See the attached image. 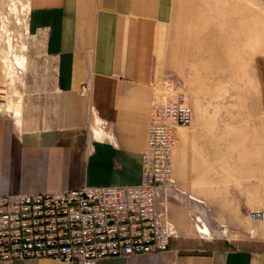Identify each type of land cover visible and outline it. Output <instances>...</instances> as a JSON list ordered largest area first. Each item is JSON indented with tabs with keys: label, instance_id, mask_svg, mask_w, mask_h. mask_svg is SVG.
<instances>
[{
	"label": "crops",
	"instance_id": "crops-1",
	"mask_svg": "<svg viewBox=\"0 0 264 264\" xmlns=\"http://www.w3.org/2000/svg\"><path fill=\"white\" fill-rule=\"evenodd\" d=\"M187 1L179 4L188 5ZM29 4L27 31L53 70L47 75L51 82L47 92L39 89L32 105L28 98L23 107L29 120L19 125L10 112L0 109V195L140 183L151 111L169 94L160 91L166 86L159 83L164 61L158 44L159 32L174 19L176 0H30ZM233 4L236 12L230 22L236 26L240 14L238 3ZM205 5L202 0L188 6L191 19L195 12L206 14ZM247 10L246 32L257 42L263 40L264 17ZM183 20L187 26L188 20ZM209 47L214 49L210 58L220 54L221 46ZM258 110L264 138V105ZM184 140L182 136L175 163L182 177ZM229 159L230 175L235 171L236 179L241 167L247 172L246 183L253 182L254 168L264 167V157L256 163L248 154ZM176 209L171 208L172 219ZM229 210L235 211L233 204ZM182 249L173 240L172 248L162 253L109 257L96 264H264V248ZM10 264L66 263L41 257Z\"/></svg>",
	"mask_w": 264,
	"mask_h": 264
},
{
	"label": "rangeland",
	"instance_id": "rangeland-1",
	"mask_svg": "<svg viewBox=\"0 0 264 264\" xmlns=\"http://www.w3.org/2000/svg\"><path fill=\"white\" fill-rule=\"evenodd\" d=\"M29 1L0 0V109L12 111L19 125L27 115L25 118L22 108L18 110L21 120L18 118L16 101L25 105L30 99L31 104L39 89L47 92L51 83L47 75L53 70L43 57L41 45L27 31ZM188 1V5L181 7L176 0L174 19L159 32L158 44L164 61L159 83L166 86L161 93L171 94L166 99L186 94L194 112L190 125L174 131L176 137L179 133L175 148L185 137L184 176L176 171V149L173 172L178 190L169 194L170 217L171 208H178L176 219H172L178 231L174 240L187 252L236 247L263 249L264 221L252 220L250 213L264 210V167L255 166L253 182L246 183L245 169L239 167L235 179V171L230 175L227 166L231 157L248 154L255 158V163L264 157L258 110L264 105V47L259 45L264 39L255 41L243 27L247 8L264 17V4L261 0H204L206 14L200 12L198 16L195 12L194 20L188 6H197L202 0ZM235 1L237 15L240 14L236 26L230 22L236 12ZM183 18L188 20L187 26ZM212 29L215 32H209ZM188 42L194 46H187ZM210 45L221 46L220 54L210 58L214 50ZM15 57L24 58V64H17ZM215 186L222 189L215 191ZM231 186L232 191L228 190ZM194 187L211 190L199 191ZM229 204L234 205L233 213ZM203 225L210 231L208 236L198 230ZM251 230L255 231L253 235Z\"/></svg>",
	"mask_w": 264,
	"mask_h": 264
},
{
	"label": "built area",
	"instance_id": "built-area-1",
	"mask_svg": "<svg viewBox=\"0 0 264 264\" xmlns=\"http://www.w3.org/2000/svg\"><path fill=\"white\" fill-rule=\"evenodd\" d=\"M190 102L180 93L153 107L138 184L0 195V264L41 257L96 264L109 257L170 250L178 236L169 200L178 190L174 131L192 123ZM250 215L264 221V210Z\"/></svg>",
	"mask_w": 264,
	"mask_h": 264
},
{
	"label": "bare ground",
	"instance_id": "bare-ground-1",
	"mask_svg": "<svg viewBox=\"0 0 264 264\" xmlns=\"http://www.w3.org/2000/svg\"><path fill=\"white\" fill-rule=\"evenodd\" d=\"M243 16H244V21H243V27H244V30L245 31H247V29H249L250 27V24H249V17H250V14L249 13H244L243 14ZM250 30V29H249ZM247 33V32H246ZM15 59H16V62H17V64H19V65H22V64H24L23 62H24V58H19V57H15ZM9 74H11V73H9ZM15 114L16 113H18L19 115V119L21 120V116H22V113L21 112H19L18 110H21L22 111V108H23V102L21 101V100H17L16 101V103H15ZM11 113H12V111H10ZM19 121V120H18ZM194 121V120H193ZM21 122V121H20ZM192 126V125H191ZM185 128V127H184ZM180 129V128H179ZM182 129V128H181ZM178 137V136H177ZM178 147V146H177ZM177 147L174 149V154H173V164H174V157H175V152H176V149H177ZM176 180V179H175ZM177 181V180H176ZM178 184V183H177ZM176 193V192H175ZM171 201V200H170ZM203 203V202H202ZM202 219V218H201ZM200 221V220H199ZM204 221V220H203ZM198 230H200L205 236H208L209 234H210V231H209V229L207 228V227H205L204 225L203 226H201L200 227V229H198ZM255 232V231H254Z\"/></svg>",
	"mask_w": 264,
	"mask_h": 264
}]
</instances>
